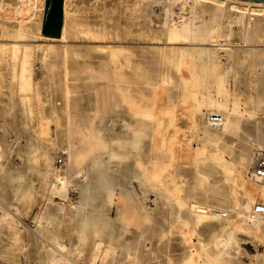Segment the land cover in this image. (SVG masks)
<instances>
[{
  "label": "rangeland",
  "instance_id": "rangeland-1",
  "mask_svg": "<svg viewBox=\"0 0 264 264\" xmlns=\"http://www.w3.org/2000/svg\"><path fill=\"white\" fill-rule=\"evenodd\" d=\"M24 1L0 0V264H264L241 217L264 203V6Z\"/></svg>",
  "mask_w": 264,
  "mask_h": 264
},
{
  "label": "bare ground",
  "instance_id": "bare-ground-1",
  "mask_svg": "<svg viewBox=\"0 0 264 264\" xmlns=\"http://www.w3.org/2000/svg\"><path fill=\"white\" fill-rule=\"evenodd\" d=\"M24 1V0H23ZM39 1V0H38ZM243 1V0H242ZM247 1V3H250V2H253L254 4H256L257 6L258 5H260V6H264V1H251V0H246ZM25 2V1H24ZM239 2H241V0H239ZM21 3H23L22 1H21ZM55 4V3H54ZM56 5V4H55ZM35 6V5H34ZM62 6H64V4L62 5ZM17 7H18V5H17ZM37 7V6H36ZM63 9V8H62ZM67 10V9H66ZM65 11V10H64ZM63 11V12H64ZM189 11V10H188ZM1 12V11H0ZM21 12H23V11H21ZM66 13V12H65ZM213 13V12H212ZM10 14V13H9ZM8 14V15H9ZM67 14V13H66ZM242 14L243 13H241V14H239V18H238V20L239 21H241V18H242ZM20 15V14H19ZM25 15H26V13H25ZM213 15V14H212ZM216 15V14H215ZM215 15H213V16H215ZM12 17H14V15L12 14L11 15ZM194 16V15H193ZM2 17V16H1ZM9 17V16H8ZM10 18V17H9ZM183 18V17H182ZM4 19V18H3ZM185 19V18H184ZM1 20V19H0ZM8 20V19H7ZM200 20V19H199ZM4 21V20H3ZM9 21H10V19H9ZM16 21V20H15ZM22 21V20H21ZM188 21V20H187ZM17 23V22H16ZM29 23V22H28ZM239 23V22H238ZM34 24V23H33ZM191 25V24H190ZM1 26H3V25H1ZM20 26V25H19ZM218 26V25H217ZM180 27H182V26H180ZM189 27V26H188ZM16 28H17V26H16ZM19 28V27H18ZM25 28V27H24ZM171 28V27H170ZM191 28H193V27H191ZM6 29H7V25H6ZM11 29L13 30L14 28H12L11 27ZM2 30V29H1ZM169 30V29H168ZM194 30V29H193ZM19 31V30H18ZM167 31V30H166ZM205 31V30H204ZM189 32H190V30H189ZM196 32V31H195ZM7 33V32H6ZM14 33V32H13ZM13 33H12V35H13ZM176 33V32H175ZM185 33V32H184ZM199 33V32H198ZM204 33V32H203ZM10 34V33H9ZM174 34V33H173ZM187 34H188V32L187 33H185V35L184 36H187ZM207 34V33H206ZM11 35V34H10ZM171 35V34H170ZM191 35V34H190ZM14 36V35H13ZM12 36V37H13ZM195 35H194V33H193V37H194ZM205 36V35H204ZM20 37H21V35H20ZM172 37V36H171ZM201 37V36H200ZM172 38H174V37H172ZM178 38H180V37H178ZM189 38V37H188ZM183 39H185L184 37H183ZM187 39V38H186ZM191 39V38H190ZM196 38H194V40H195ZM206 39V38H205ZM198 40H199V38H198ZM197 40V41H198ZM211 41V40H210ZM188 45V44H187ZM12 46H15V45H12ZM221 46V45H220ZM17 49V48H16ZM196 49V48H195ZM11 52V51H10ZM64 52V51H63ZM62 52V53H63ZM229 54V53H228ZM13 54H12V52H11V56H12ZM178 56V55H177ZM13 57H15V56H13ZM181 57V56H180ZM17 58V57H16ZM63 58V57H62ZM181 58H183V57H181ZM1 59V58H0ZM11 59H12V57H11ZM15 59V58H14ZM178 59V58H177ZM2 60V59H1ZM205 60V59H204ZM183 61H186V60H183ZM183 61H182V59H181V62L183 63ZM178 62V60L176 61V63ZM180 62V61H179ZM185 63V62H184ZM189 63V62H188ZM11 64V63H10ZM181 64V63H180ZM211 64V63H210ZM183 65V64H182ZM190 65V64H189ZM209 65V64H208ZM178 67V66H177ZM66 68V67H65ZM264 68V67H263ZM216 74V73H215ZM198 76V75H197ZM219 76V75H218ZM165 80V79H164ZM66 81V80H65ZM222 86V85H221ZM65 87V86H64ZM227 91V90H226ZM213 103V102H212ZM221 107H222V105H221ZM224 107V106H223ZM66 111V110H65ZM210 114V113H209ZM212 114V113H211ZM216 114H220V112L219 111H216ZM208 115V114H207ZM221 115V114H220ZM231 115V114H230ZM222 116V115H221ZM236 116V115H235ZM237 117V116H236ZM206 118H207V116H206ZM222 118H223V122H222V124L218 127V128H215V129H213V128H209L210 130H213V131H217V130H219V131H222V132H228V131H232L234 128H235V121L234 120H231V119H229V118H226L225 117V119H224V117L222 116ZM238 124V123H237ZM172 126V125H171ZM238 126V125H237ZM258 131V130H257ZM258 132H260L261 133V131H258ZM257 132V133H258ZM228 133H230V132H228ZM232 133V132H231ZM233 133H235V132H233ZM256 133V134H257ZM263 134V133H262ZM259 137V136H258ZM264 137V136H263ZM165 138V137H164ZM264 139V138H263ZM261 140V139H260ZM171 141V140H170ZM261 141H263V140H261ZM161 142V141H160ZM159 144V143H158ZM217 146V145H216ZM170 147V146H169ZM245 147V146H244ZM168 149V148H167ZM250 150V149H249ZM252 151V150H251ZM164 152V151H163ZM217 153V152H216ZM72 154V153H71ZM218 154V153H217ZM243 154V153H242ZM68 156H70V155H68ZM166 156V155H165ZM71 157V156H70ZM214 157V156H213ZM221 157V156H220ZM249 157V156H248ZM218 158V157H217ZM77 159V158H76ZM246 158H239L238 160H239V162H238V166H239V168L240 169H245V167L247 166V160H245ZM219 161V160H218ZM252 161H253V158H252ZM71 163V162H70ZM72 164V163H71ZM237 164V163H236ZM252 165V164H251ZM222 167V166H221ZM249 170V169H248ZM247 170V171H248ZM247 173V172H246ZM166 177V176H165ZM60 179V178H59ZM247 180V179H246ZM248 181V180H247ZM249 183H252V184H257V183H261V182H264V181H258V182H250V181H248ZM62 184V183H61ZM245 192L246 193H248L247 192V190H245ZM252 192V191H251ZM250 191H249V194L251 193ZM164 198V197H163ZM71 200V199H70ZM166 201V200H165ZM259 203H261V202H259ZM264 204V203H263ZM254 205V204H253ZM191 206V205H190ZM247 208V215L246 216H241V217H243L244 219H246V221L250 224V226L251 227H254V228H257V227H260V226H264V218H261V217H254L253 215H252V208H248V207H246ZM141 209V208H140ZM144 209V208H143ZM202 210V209H201ZM200 211V210H199ZM201 213H203L204 211H200ZM67 214V213H66ZM213 214V213H212ZM219 212H214V215L215 216H219ZM223 217H225L226 216V214L225 213H223V214H221ZM45 224V223H44ZM238 225V224H237ZM55 245H56V243H55ZM54 245V246H55ZM98 245V244H97ZM58 246V245H57ZM229 246V245H228ZM228 246H225V247H227L228 248ZM59 247V250H60V248H61V246H58ZM91 248V247H90ZM64 249V248H63ZM109 249V248H108ZM224 250H225V248H223ZM56 250H57V248H56ZM92 250V249H91ZM94 250V249H93ZM100 251V250H99ZM98 251V252H99ZM107 251V250H106ZM60 252H61V250H60ZM92 253H91V256H92V258H94V257H96L97 256V253L95 252V251H91ZM106 253V252H105ZM113 253V252H112ZM107 254H110L111 255V253H107ZM106 254V255H107ZM109 255V256H110ZM105 257V256H104ZM113 257V256H112ZM91 259V258H90ZM62 260V259H61ZM64 260V259H63ZM93 260H95V259H93ZM92 261V260H91ZM63 262V261H62ZM105 264V263H104Z\"/></svg>",
  "mask_w": 264,
  "mask_h": 264
},
{
  "label": "built area",
  "instance_id": "built-area-1",
  "mask_svg": "<svg viewBox=\"0 0 264 264\" xmlns=\"http://www.w3.org/2000/svg\"><path fill=\"white\" fill-rule=\"evenodd\" d=\"M205 122L209 128L215 129L222 124L223 118L220 114L210 113L207 115ZM252 157V165L246 173V179L250 182L264 181V149L255 148ZM57 162H62L61 158L57 159ZM252 215L264 218V204L255 203L252 206Z\"/></svg>",
  "mask_w": 264,
  "mask_h": 264
},
{
  "label": "water",
  "instance_id": "water-1",
  "mask_svg": "<svg viewBox=\"0 0 264 264\" xmlns=\"http://www.w3.org/2000/svg\"><path fill=\"white\" fill-rule=\"evenodd\" d=\"M251 1H264V0H251Z\"/></svg>",
  "mask_w": 264,
  "mask_h": 264
}]
</instances>
